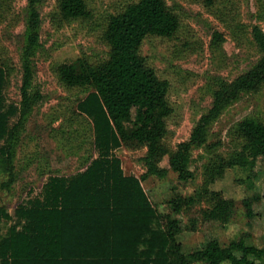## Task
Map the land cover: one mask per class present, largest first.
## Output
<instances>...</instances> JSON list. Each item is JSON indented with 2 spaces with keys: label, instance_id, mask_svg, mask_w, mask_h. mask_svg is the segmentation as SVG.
Listing matches in <instances>:
<instances>
[{
  "label": "trees",
  "instance_id": "1",
  "mask_svg": "<svg viewBox=\"0 0 264 264\" xmlns=\"http://www.w3.org/2000/svg\"><path fill=\"white\" fill-rule=\"evenodd\" d=\"M9 0H0V9ZM206 6L217 0H202ZM42 0H27L26 49L22 56L21 121L39 95L31 94L33 70L30 56L38 45L41 25L38 5ZM58 15L63 21L87 19L85 0H58ZM180 25L178 16L166 0H135L108 17L103 39L107 57L91 63L78 57L56 67L59 80L67 87H88L91 93L78 105L92 123L94 143L100 157L71 178L52 177L45 184L42 202L16 210L21 230L10 228L0 237V264H264V248L246 242L245 236L221 243L209 239L200 248L185 253L177 236L194 231L198 222L210 228L229 223L237 204L221 192L202 188L191 196L174 194L165 203L170 211L154 206L142 186L149 177L164 178L169 170L181 182L195 178L190 166L191 151L207 145L212 123L242 93L254 92L264 85V31L251 28V38L259 53L256 63L232 80L219 79L212 92L209 108L194 124L187 140L170 149L164 139L167 118L173 110L168 101L169 82L158 76L140 53L147 37L169 38ZM8 73L0 64V171L13 181V131L8 122L15 109L6 104L3 90ZM239 148L228 156L213 154L204 166L206 183L222 178L228 169L247 172L249 181L254 167L264 158V123L246 117L235 129ZM145 148L141 160L145 168L140 177L125 174L119 160L107 157L114 147ZM168 167H162L164 158ZM259 197L245 198L242 205L247 217L253 216L252 205ZM206 203L199 217L186 224L183 212ZM10 219L0 205V223Z\"/></svg>",
  "mask_w": 264,
  "mask_h": 264
},
{
  "label": "rangeland",
  "instance_id": "2",
  "mask_svg": "<svg viewBox=\"0 0 264 264\" xmlns=\"http://www.w3.org/2000/svg\"><path fill=\"white\" fill-rule=\"evenodd\" d=\"M132 1L135 0H85L90 12L87 19L63 21L58 15V0H42L38 5L41 18L38 45L29 58L33 70L30 92L40 97L22 121L19 89L27 45V0H9L0 9V64L8 73L3 93L6 104L17 108L7 126L14 133L13 181L7 187L4 183L8 175L0 171V205L10 215V219L0 223V237L6 236L12 227L21 230L17 208L42 202L50 178L76 176L100 157L92 123L78 108L93 89L65 86L56 67L78 57L91 63L104 60L108 55L103 39L108 17ZM166 2L179 18L178 30L169 38H145L140 53L158 76L169 82L168 101L173 112L166 120L164 143L174 149L189 138L194 124L209 108L216 81L232 80L258 60L250 32L253 25L264 31V0H217L211 6L202 0ZM246 117L264 123V85L257 91L242 93L212 123L206 144L213 145V150L202 146L191 151L190 166L195 170L192 181L181 182L170 170L164 178L149 177L142 181L143 189L160 211H170L165 202L174 194L191 196L204 187L221 192L237 204V212L229 223L208 228L198 222L196 230L178 234L177 240L185 253L202 247L212 238L228 243L240 235L245 236L247 243L264 248V158L255 164L250 187L247 172L240 168L228 169L212 183H206L203 174L213 154L228 156L239 148L241 141L235 129ZM6 143L5 136L0 146ZM145 152V148L121 146L112 148L107 157L118 159L125 174L140 177L145 170L141 160ZM161 166L168 167L167 157ZM253 196L259 199L252 205L250 218L242 201ZM204 207L203 201L185 210L184 222L199 217Z\"/></svg>",
  "mask_w": 264,
  "mask_h": 264
}]
</instances>
